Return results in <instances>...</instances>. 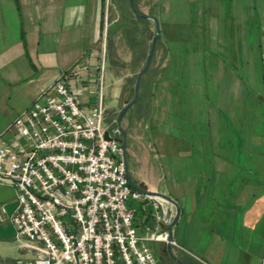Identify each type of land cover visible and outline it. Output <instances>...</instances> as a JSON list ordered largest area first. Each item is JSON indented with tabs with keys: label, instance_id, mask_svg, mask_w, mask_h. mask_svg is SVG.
<instances>
[{
	"label": "crops",
	"instance_id": "crops-1",
	"mask_svg": "<svg viewBox=\"0 0 264 264\" xmlns=\"http://www.w3.org/2000/svg\"><path fill=\"white\" fill-rule=\"evenodd\" d=\"M107 2L0 0V134L41 86L73 64L80 65L70 85L89 106L98 82L91 78L97 51L85 57L72 45L84 27L91 44L98 41ZM183 3L187 10L178 19L184 22L167 23L164 41L171 45H162V59L143 84L139 118L146 146L168 174L169 198L179 210L175 224L187 227L185 240L196 252L222 262H257L264 255V110L261 130L258 111L264 104V62L260 66L253 57L238 62L234 53L243 52L240 46L253 53L262 43L264 0H200L196 10L191 0ZM192 26L199 47L172 44L190 38ZM245 37L250 45L240 39ZM68 38L70 46L64 47ZM149 186L141 181L139 188ZM16 205L14 186L0 182V264L28 256L15 238ZM144 214L139 213L142 219ZM199 226L202 238L195 234ZM160 244L156 255L166 249Z\"/></svg>",
	"mask_w": 264,
	"mask_h": 264
},
{
	"label": "built area",
	"instance_id": "built-area-1",
	"mask_svg": "<svg viewBox=\"0 0 264 264\" xmlns=\"http://www.w3.org/2000/svg\"><path fill=\"white\" fill-rule=\"evenodd\" d=\"M70 76L59 73L41 86L0 134V182L15 188L11 221L18 246L28 254L14 264H158L148 243L168 242L177 204L131 184L121 129L115 120L103 123L102 75L87 107ZM148 207L154 225L141 226L137 213Z\"/></svg>",
	"mask_w": 264,
	"mask_h": 264
},
{
	"label": "rangeland",
	"instance_id": "rangeland-1",
	"mask_svg": "<svg viewBox=\"0 0 264 264\" xmlns=\"http://www.w3.org/2000/svg\"><path fill=\"white\" fill-rule=\"evenodd\" d=\"M107 1V4L104 5L105 8H103L104 15H102V18H100V25H102L100 26L98 41L94 44H91V36L89 38V35L86 34L87 30L84 27V29H82L81 31V34L83 36L79 38L77 43L72 46L78 48V50L83 49V54L85 55V57L90 49L97 51L96 60L99 61L97 66L98 68L91 72L93 73L91 74V78L92 82H94V80H96L100 76V74L102 75L103 95L106 105V112L103 123L107 126L114 120L115 116L117 117L118 112L134 98V86L137 75L146 64L147 56L151 48L152 39L156 35V22L151 18H141L140 16H137L136 13L147 14L157 19L158 28L161 33L160 37L156 40L150 64L145 71L146 74L144 75V77L143 75H141L142 77H140L137 98L135 102H133L124 112L121 119V126L126 133L125 157L131 184L135 188L140 189V182L143 181L150 186H154V190H150L149 186L148 191L157 192L170 197L169 191L166 188L167 184L169 183V179H167L168 174L160 166V162H158V159L160 160V158H158V156H155V152L147 148V140L144 137L145 129L141 125L139 117L140 112L142 111V104L144 102V81L146 79L148 80L154 75L156 64L158 61H160V59H162V45H171L170 41H167V43L164 41V36L168 27L167 23L172 24V21H175L174 23L184 22L185 17L182 16V19L180 20L178 19V16L185 14L187 7L183 3L184 0ZM199 1L200 0H191L192 10H196L200 7L198 5ZM160 6L161 8H165L163 9L164 13L163 10H161L160 12ZM193 28L194 26H192L190 38L187 37V40L183 41L184 38L182 37V39L178 36V38H181V40L178 39L172 44H185L188 45L186 47H199V44L201 43H199L198 40L194 38L195 33ZM78 32L79 31H77V33ZM175 33L178 35V32L176 30ZM70 37L72 38V34H70ZM259 37H261L262 43L258 45V50H255L252 53V51L250 50V46H246V49L243 46H240V49L243 52H237V54L234 53V56L238 57V62L244 59L250 61L253 57L255 58V63L263 66L264 35H261L259 33ZM251 38L252 41L255 40L254 36H251ZM240 39H245L246 44L250 45L249 42L247 43V41H250L249 38L245 37ZM69 41L70 40L68 38V43L64 45V47L70 46ZM213 47L214 46H212L211 48ZM210 56L211 55L209 53V57ZM79 65L80 64H73L71 67L67 68L66 70H62L60 73L73 74L74 72H77V68L79 67ZM211 98L214 99V97ZM31 103L29 104V106L31 105ZM28 107H26L25 109H27ZM263 110L264 104L260 102L258 107V111L260 112V130L262 125L261 111ZM22 111L16 112L14 118ZM131 133L132 135L136 134V136L132 139L130 136ZM5 137H11L10 132H7ZM130 150L133 153L131 154V156L129 153ZM128 204L138 209L141 208L140 201L129 199ZM145 213L150 216L148 221H146L144 218L142 219V216L138 215V213L136 216V221L141 226H143L142 224H150L149 226L154 225L153 208L148 207ZM201 228L202 227L199 226L198 229H195V234L200 235V237L202 238L203 231L201 230ZM141 232L143 233L144 229H142ZM172 234L178 246L176 247L172 245L171 251L178 258V261H180L182 264H264V255L257 262H222L218 260V256H214L215 259H210L206 256H203L202 254L196 252L194 246L190 245L189 242L185 240L189 238V234L187 233V227L183 226L182 223L180 226L178 225V223L175 224L172 230ZM148 246L153 252H155V250L160 249L161 244L149 242ZM156 256L158 257V255ZM158 264H160V262Z\"/></svg>",
	"mask_w": 264,
	"mask_h": 264
},
{
	"label": "water",
	"instance_id": "water-1",
	"mask_svg": "<svg viewBox=\"0 0 264 264\" xmlns=\"http://www.w3.org/2000/svg\"><path fill=\"white\" fill-rule=\"evenodd\" d=\"M137 16H140L141 18H151L153 19L155 22H156V35L153 37L152 39V43H151V48H150V52L147 56V61H146V64L145 66L143 67V69L138 73L137 75V79H136V82H135V86H134V90H135V96L134 98L128 102L117 114V117L115 119L116 121V124L117 126L121 129V132H122V144L123 146H125V142H126V133L123 129V127L121 126V119H122V116L124 114V112L128 109V107L133 103L135 102L136 98H137V91H138V85H139V80H140V77L141 75L143 74V72L148 68L149 64H150V61H151V58H152V55H153V51H154V47H155V43H156V40L160 37V30L158 28V22H157V19L153 16H150V15H147V14H138L136 13ZM105 138L106 139H110L109 135H108V131L105 132ZM126 173L128 175V169H127V166H126ZM129 177V175H128ZM130 179V178H129ZM143 193H146L148 195H157V196H161V197H164L168 200H172L171 198H169L168 196L166 195H163V194H160V193H157V192H152V191H148V190H142ZM167 215H169V212L167 213ZM178 215H179V210H177V213H176V216L174 217L172 223L167 227V230H168V242L165 244V247H166V251L167 253L176 261L178 262V264H182L180 261H178V259L171 253V250H170V247H171V241L173 240L172 238V232H171V228L172 226L175 224V222L177 221L178 219Z\"/></svg>",
	"mask_w": 264,
	"mask_h": 264
},
{
	"label": "flooded vegetation",
	"instance_id": "flooded-vegetation-1",
	"mask_svg": "<svg viewBox=\"0 0 264 264\" xmlns=\"http://www.w3.org/2000/svg\"><path fill=\"white\" fill-rule=\"evenodd\" d=\"M157 255L160 264H177L175 260L167 253L166 249H161Z\"/></svg>",
	"mask_w": 264,
	"mask_h": 264
},
{
	"label": "trees",
	"instance_id": "trees-1",
	"mask_svg": "<svg viewBox=\"0 0 264 264\" xmlns=\"http://www.w3.org/2000/svg\"><path fill=\"white\" fill-rule=\"evenodd\" d=\"M116 119V116L114 117V120Z\"/></svg>",
	"mask_w": 264,
	"mask_h": 264
}]
</instances>
